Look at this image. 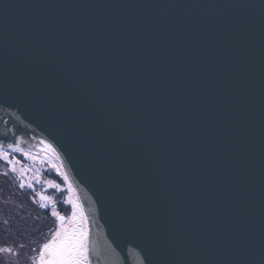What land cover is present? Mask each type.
I'll use <instances>...</instances> for the list:
<instances>
[{
	"label": "water",
	"instance_id": "95a60500",
	"mask_svg": "<svg viewBox=\"0 0 264 264\" xmlns=\"http://www.w3.org/2000/svg\"><path fill=\"white\" fill-rule=\"evenodd\" d=\"M14 119L104 216L97 264H264V0H0Z\"/></svg>",
	"mask_w": 264,
	"mask_h": 264
},
{
	"label": "snow or ice",
	"instance_id": "6c2138e0",
	"mask_svg": "<svg viewBox=\"0 0 264 264\" xmlns=\"http://www.w3.org/2000/svg\"><path fill=\"white\" fill-rule=\"evenodd\" d=\"M22 140L17 139L15 142H0V160L8 165L13 173L19 174V188L34 189L35 183H39V176L29 178L25 183L23 177L28 172L23 166L18 170L16 165L21 161L10 155V153H20L29 160L35 158L21 147ZM43 143V142H41ZM45 149H50L55 153V149L51 144H46ZM56 168V165H53ZM58 174L63 175L64 182H68L66 174L60 173V169L56 168ZM7 175V173H5ZM48 187L61 191V185L53 181L45 182ZM68 196L63 203L70 205V215H61L57 210L56 202L50 196L37 192L41 201L40 208L49 209L51 205L50 215L55 219V230L51 232V238L40 245L37 254L32 258L31 264H93L91 258V248L89 241V217L85 213L84 206L80 203L79 198L75 196V189L71 183L67 186ZM11 248H0V253H11Z\"/></svg>",
	"mask_w": 264,
	"mask_h": 264
},
{
	"label": "trees",
	"instance_id": "16d2710c",
	"mask_svg": "<svg viewBox=\"0 0 264 264\" xmlns=\"http://www.w3.org/2000/svg\"><path fill=\"white\" fill-rule=\"evenodd\" d=\"M14 175L0 160V248L12 249L0 253V264H31L40 245L50 239L56 222L34 202L29 190L19 188V178Z\"/></svg>",
	"mask_w": 264,
	"mask_h": 264
},
{
	"label": "rangeland",
	"instance_id": "374dc122",
	"mask_svg": "<svg viewBox=\"0 0 264 264\" xmlns=\"http://www.w3.org/2000/svg\"><path fill=\"white\" fill-rule=\"evenodd\" d=\"M26 132L27 131H25V130L24 131L18 130V133L14 134V136L19 138V139H22V141H26V142H28L30 140H36L39 142V143L36 142L35 144H32L35 147H30L32 150H30L28 152L35 159L29 160L27 157L22 156L20 153H10V155H12L13 157H15L16 159L21 161L20 164L16 165L18 170L22 166L24 168L28 169V172H26L25 176L23 177L25 183H27L29 178H34L37 175L39 176L40 182L35 183V181H34L35 191H33L32 189H28L27 187H25V189L29 190L32 193L34 202L38 201L39 203H41L39 196H37L36 193L37 192L42 193L43 195L50 196L52 198V200L56 202L57 210L61 213V215H65V216L70 215V213H71L70 205L63 203L65 198L68 196L67 186H68L69 182L65 183L64 179H63V175L58 174L56 171V168H59L60 173L67 175V171L65 169V166L62 163L63 162L62 156L57 152L56 149H55L56 150L55 153L52 152L50 149H45L44 145L51 144V143H50L49 139L46 138L43 134H41L39 132L36 135L34 132L30 131L31 134L26 136L24 134ZM26 138L28 139V141ZM30 142H32V141H30ZM41 142H43L45 144L42 145ZM22 144H23V142H22ZM37 144H41L40 146H42V147H38ZM52 146H54V145L52 144ZM53 165H56V168H53ZM14 174H15L14 176H17L19 178V181H20V177H19L18 172L14 173ZM46 181H53L54 183H59L61 185V191H57L54 188L48 187L47 184L45 183ZM50 210H51V205L49 206V209H47V211L50 213ZM85 213L87 214L88 212L85 210ZM89 217H90V215H89ZM52 219H53V217H52ZM54 225H56V224H54ZM51 232H53V231H51Z\"/></svg>",
	"mask_w": 264,
	"mask_h": 264
},
{
	"label": "bare ground",
	"instance_id": "6f19581e",
	"mask_svg": "<svg viewBox=\"0 0 264 264\" xmlns=\"http://www.w3.org/2000/svg\"><path fill=\"white\" fill-rule=\"evenodd\" d=\"M3 105L6 106V108L10 109V107L5 104V102H3ZM3 119L5 120L7 117L6 116H1ZM13 123L14 125L11 127V129H7L5 127L0 128V132L3 133H8L9 136H12L13 134L18 133V130L20 128V131H27L26 133H24L26 136L30 135L31 132H34L36 135L41 132L43 129L41 128H36L35 126L31 123H22L19 119H14ZM7 129V130H6ZM31 131V132H30ZM19 136V135H18ZM33 137V136H32ZM27 139V138H26ZM28 141V139H27ZM32 141V142H30ZM28 142L26 141H22L23 143L26 144L27 147H35L32 144H35L36 142L39 143L36 140H30ZM49 141L51 143V145H55V143L52 141L51 138H49ZM45 143H42V145ZM41 144H37L38 147H42L40 146ZM45 146V145H44ZM63 159V165L65 166V169L67 171V177H68V182L72 184L73 188L75 189V195L76 197L79 198L80 203H83L84 205V210H86L88 213V217H89V241H90V248H91V258L93 261V264H97V259H96V254L94 253V251H98V245L96 244L97 241L94 238V230L97 229H101V227H103L105 218L104 216H102L98 210V208L96 206L93 205L91 198L89 197L88 193L85 191V189L83 188V186L81 185V183L79 182L78 178H74L73 173H72V169H70L71 167H69V161L68 159L62 157ZM96 229V230H97Z\"/></svg>",
	"mask_w": 264,
	"mask_h": 264
}]
</instances>
